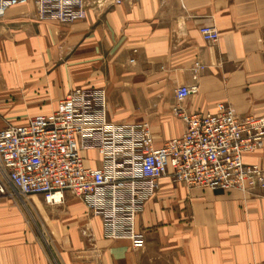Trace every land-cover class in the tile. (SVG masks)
<instances>
[{
  "label": "crops",
  "instance_id": "obj_1",
  "mask_svg": "<svg viewBox=\"0 0 264 264\" xmlns=\"http://www.w3.org/2000/svg\"><path fill=\"white\" fill-rule=\"evenodd\" d=\"M202 26L218 32L216 43L202 40ZM195 62L205 68L193 78ZM192 84L182 104L189 113L225 103L237 116H264V0L91 3L68 24L38 21L29 0L0 19V130L50 114L71 90L94 89L112 122L147 124L156 149L182 135L174 90ZM83 157L103 167L95 150ZM243 163L264 168V143ZM0 180V264H264L258 188L212 191L163 177L135 218V243L105 238L101 218L68 192L48 205Z\"/></svg>",
  "mask_w": 264,
  "mask_h": 264
},
{
  "label": "built area",
  "instance_id": "obj_2",
  "mask_svg": "<svg viewBox=\"0 0 264 264\" xmlns=\"http://www.w3.org/2000/svg\"><path fill=\"white\" fill-rule=\"evenodd\" d=\"M32 1L38 21L57 24L83 20L91 3L107 8L122 2ZM28 2L0 0V19L10 8ZM199 35L207 43L219 38L210 26L200 27ZM204 68L195 62L193 78ZM196 91L195 84L174 90L176 105L171 111L184 130L155 149L147 124L110 120L102 90H71L50 114L0 130V173L24 198L41 196L46 204L59 205L66 192L78 197L91 216L101 218L105 238L135 243L142 240L134 229L135 218L163 177L191 188L222 192L258 188L264 193V168L243 163L245 155L263 147L264 116H237L225 103L216 104L214 113H189L182 104ZM91 149L100 156L101 169L85 166L83 154Z\"/></svg>",
  "mask_w": 264,
  "mask_h": 264
}]
</instances>
